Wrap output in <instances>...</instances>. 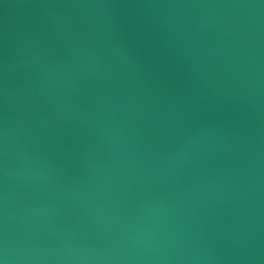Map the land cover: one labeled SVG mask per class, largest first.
<instances>
[{
  "label": "water",
  "instance_id": "water-1",
  "mask_svg": "<svg viewBox=\"0 0 264 264\" xmlns=\"http://www.w3.org/2000/svg\"><path fill=\"white\" fill-rule=\"evenodd\" d=\"M0 260L264 264V0H0Z\"/></svg>",
  "mask_w": 264,
  "mask_h": 264
},
{
  "label": "clouds",
  "instance_id": "clouds-1",
  "mask_svg": "<svg viewBox=\"0 0 264 264\" xmlns=\"http://www.w3.org/2000/svg\"><path fill=\"white\" fill-rule=\"evenodd\" d=\"M0 264H5V262L3 260H0Z\"/></svg>",
  "mask_w": 264,
  "mask_h": 264
}]
</instances>
